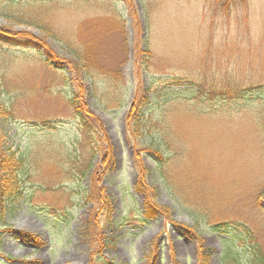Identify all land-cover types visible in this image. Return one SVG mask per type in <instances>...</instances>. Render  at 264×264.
I'll list each match as a JSON object with an SVG mask.
<instances>
[{"label": "rangeland", "instance_id": "1", "mask_svg": "<svg viewBox=\"0 0 264 264\" xmlns=\"http://www.w3.org/2000/svg\"><path fill=\"white\" fill-rule=\"evenodd\" d=\"M4 33L37 44L0 35V264H248L234 223L264 251V0H0Z\"/></svg>", "mask_w": 264, "mask_h": 264}, {"label": "trees", "instance_id": "2", "mask_svg": "<svg viewBox=\"0 0 264 264\" xmlns=\"http://www.w3.org/2000/svg\"><path fill=\"white\" fill-rule=\"evenodd\" d=\"M0 35L3 39H9L10 41L20 42L26 45L34 46L35 44H37L33 41L35 39L27 33H21L11 36L6 35V33ZM21 38H23L24 41H22ZM71 104L74 108L77 117L79 118L81 131L83 132L88 147L91 148L92 151H94L95 153H108L106 149V147L108 146L106 145V136H104L103 138L101 134V125L96 119V117L93 116L90 112H88L84 105L79 106L76 102H72ZM140 108L142 107L139 106L138 112H136V110H133L132 108L130 112L131 114H129V122L133 123L135 127H137L142 121V115H140ZM97 138L98 140H96ZM7 159L3 156L2 160L0 161V174L2 175L0 184V218H3L5 216V203L7 198H18L23 195L21 184L17 177L15 176L14 178H10V176L13 175V171L18 168V164L17 162H13V157ZM91 166L92 165L90 163V165L86 168V172H83V175H86V173L90 170ZM231 226L234 230H237L233 234H231L232 240L236 241L237 244H241V253L242 255H244V253L247 255L248 264H264L263 244L258 240L257 235L252 231V229L243 224L234 223V226ZM227 264L239 263L238 260L233 259Z\"/></svg>", "mask_w": 264, "mask_h": 264}]
</instances>
